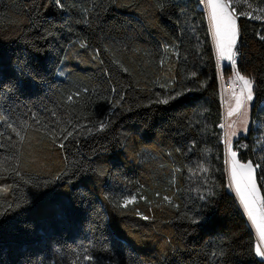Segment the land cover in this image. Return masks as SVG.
<instances>
[{"label": "trees", "instance_id": "obj_1", "mask_svg": "<svg viewBox=\"0 0 264 264\" xmlns=\"http://www.w3.org/2000/svg\"><path fill=\"white\" fill-rule=\"evenodd\" d=\"M198 5L0 0V264H264L228 186ZM235 13L254 99L233 148L264 197V19Z\"/></svg>", "mask_w": 264, "mask_h": 264}, {"label": "snow or ice", "instance_id": "obj_2", "mask_svg": "<svg viewBox=\"0 0 264 264\" xmlns=\"http://www.w3.org/2000/svg\"><path fill=\"white\" fill-rule=\"evenodd\" d=\"M199 2L200 4L205 5L209 10L208 16L216 40L219 58L231 61L233 68H235V57L238 55V53L234 51L238 40V27L236 24L237 16L235 15V9L233 8L229 11L231 7L230 0H227V2L226 0H199ZM240 15L251 17L252 13H240ZM256 18L261 19L259 16ZM116 63H119V61H116ZM192 75H195V73ZM235 76L236 80L241 82V89L239 95L236 96V106L229 111L228 115L231 116L234 112H239L243 109L242 124L245 126L246 130V126L249 123L247 105L254 99V81L253 79L240 74L238 71L235 73ZM179 95H181V93H177V96ZM71 99L72 97L69 96L68 100ZM170 99H174V97H169L158 102L166 104ZM105 126V124L101 123L100 129L103 130ZM9 127H12V125H9ZM229 127H231V125ZM13 131H16V129L13 128ZM17 135H19V133H17ZM68 135L71 136L72 133H68ZM235 135H237V133L233 130L225 140V143L228 145V154L231 157V184L229 187L234 188L243 212L247 215L251 224L255 226L260 242L264 243V197H261L260 195V189L257 186L255 177L256 168H260L262 165H253L251 161L241 163L236 159L237 152L232 151L231 143L232 137ZM21 139H23V137H21ZM62 146L63 145H61V147ZM200 170L205 173L208 171L203 165L200 166ZM164 199L166 201L169 200L168 197H165ZM134 200V197L125 198L119 206L127 207L128 204L134 202ZM144 218L147 219V217ZM255 251L258 256L264 257V248H261L258 245ZM85 259H91V257H85Z\"/></svg>", "mask_w": 264, "mask_h": 264}, {"label": "rangeland", "instance_id": "obj_3", "mask_svg": "<svg viewBox=\"0 0 264 264\" xmlns=\"http://www.w3.org/2000/svg\"><path fill=\"white\" fill-rule=\"evenodd\" d=\"M226 2H227V0H226ZM230 4H231V7H230L229 11H231L233 8L235 9V11H236V9H239L240 10V13H249V12L252 13V16H251L252 18L257 19L256 17L259 16V17H261V19H264V12H263V10H259V9L252 10L251 8L246 7V6L242 7V4H244V2H241V0H230ZM198 8H202L205 11V14H206V18H207L208 26H209V33H210V36H211V40H212V44H213V49H214V53H215V57H216V61H217L216 62L217 70H218L220 76L223 75V73H222L223 66L230 65L231 68H232V70H233V72L227 78H225V81L230 82L231 84H235V83L238 84V88L236 90L234 88L223 90L220 87L221 80H219V89H220V92H221L220 96H221L222 115H223V121L220 124V127L222 129L221 139H222V143H223V146H224L225 172H226V178L228 180V186H229L231 184V176H230V161H231V157L228 154V151H227L228 145L225 143V140H226V137L233 130L236 131L237 135L233 136L232 137V140H231V143H232V151H235L234 148H233V141L235 139H237L239 137V135L245 134L247 132L248 128H249V123H250V109H251V104H252L253 101L250 102L247 105V107H248V120H249V123L246 126V130H245V126L242 124V120H243V109H241V111H239V112H234L231 116L228 115L229 111H231L236 106V96L239 95L240 89H241V82L237 81L236 80V76H235V73L237 71L233 68L231 61H228V60L220 59L219 58V53H218V50H217L216 40H215V37L213 35V30H212L211 23H210L209 16H208V12H209L208 8L205 5H202V4L198 5ZM235 15H236V13H235ZM242 16H246V15H242ZM246 17H249V16H246ZM236 24H237V20H236ZM236 47H237V44H236V46L234 48V51L237 52ZM261 103L263 104L262 105V108H264V100ZM230 125H231V127H229ZM255 126L258 127V123L257 122L255 123ZM257 136L258 137L256 139V142H258V146H260L261 144H264V135H263V133H260ZM236 159H238V157H236ZM239 161L241 163H247V162H249V161H246L245 162V161H241V160H239ZM256 183H257V181H256ZM257 186H258V183H257ZM258 188H259V186H258ZM229 189H230V191L232 192V194L234 195V197L236 198V200H237V202L239 204V198L236 195L234 188L229 187ZM260 195L262 197L261 190H260ZM239 206H240L241 210H243L242 209V206L240 204H239ZM244 215L246 217V221L248 219V221L250 223L249 226H250V228L252 229V231H253V233L255 235L256 242H257V246L259 245L261 248H264V243H261L260 242V239H259V236H258V233L256 231L255 226L251 224V221L249 220V218L247 217V215L245 213H244ZM260 257H262V256H260ZM262 258H264V257H262Z\"/></svg>", "mask_w": 264, "mask_h": 264}, {"label": "built area", "instance_id": "obj_4", "mask_svg": "<svg viewBox=\"0 0 264 264\" xmlns=\"http://www.w3.org/2000/svg\"><path fill=\"white\" fill-rule=\"evenodd\" d=\"M220 84H221V88L222 89L234 88L236 90L238 88V84L237 83L231 84L230 82H227V81H221Z\"/></svg>", "mask_w": 264, "mask_h": 264}, {"label": "crops", "instance_id": "obj_5", "mask_svg": "<svg viewBox=\"0 0 264 264\" xmlns=\"http://www.w3.org/2000/svg\"><path fill=\"white\" fill-rule=\"evenodd\" d=\"M217 62V61H216ZM218 75H219V80H221V81H225V77L223 78L222 76H220V74H219V72H218ZM227 78V77H226ZM220 87H221V84H220ZM222 89V88H221ZM223 90H225V89H223ZM219 92H220V89H219ZM220 94H221V92H220ZM220 98H221V96H220ZM222 121H223V115H222ZM243 211V210H242ZM247 221H248V219H247ZM248 223H249V221H248ZM249 225H250V223H249Z\"/></svg>", "mask_w": 264, "mask_h": 264}, {"label": "water", "instance_id": "obj_6", "mask_svg": "<svg viewBox=\"0 0 264 264\" xmlns=\"http://www.w3.org/2000/svg\"><path fill=\"white\" fill-rule=\"evenodd\" d=\"M247 224H248V222H247ZM249 225V224H248Z\"/></svg>", "mask_w": 264, "mask_h": 264}]
</instances>
